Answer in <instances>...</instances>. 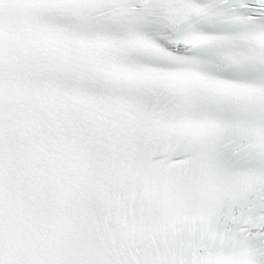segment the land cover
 Listing matches in <instances>:
<instances>
[{
  "label": "snow or ice",
  "instance_id": "6c2138e0",
  "mask_svg": "<svg viewBox=\"0 0 264 264\" xmlns=\"http://www.w3.org/2000/svg\"><path fill=\"white\" fill-rule=\"evenodd\" d=\"M53 143L73 172L45 264H264V0H0V212Z\"/></svg>",
  "mask_w": 264,
  "mask_h": 264
}]
</instances>
